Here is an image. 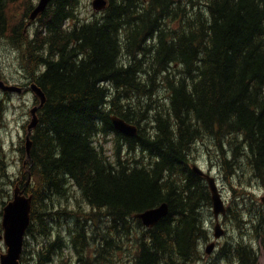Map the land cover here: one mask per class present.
Wrapping results in <instances>:
<instances>
[{"label":"trees","instance_id":"16d2710c","mask_svg":"<svg viewBox=\"0 0 264 264\" xmlns=\"http://www.w3.org/2000/svg\"><path fill=\"white\" fill-rule=\"evenodd\" d=\"M79 1L53 0L31 30L32 0H0V36L47 96L25 174L33 195L26 236L41 241L37 262L73 245L83 264H121L136 223L143 232L130 249L132 264H198L208 239L203 207L212 202L191 168L194 145L214 140L228 177L264 182V0H107L86 21ZM4 111L0 99V127ZM112 116L138 135L118 132ZM141 118H151V132ZM8 179L0 140V193L9 195ZM69 183L99 216L71 218L57 206L71 197ZM164 202L170 212L155 227L134 217ZM61 216L63 233L55 227ZM254 218L249 225L264 224V215ZM89 221L99 229L90 231ZM223 258L259 264L242 241Z\"/></svg>","mask_w":264,"mask_h":264},{"label":"rangeland","instance_id":"374dc122","mask_svg":"<svg viewBox=\"0 0 264 264\" xmlns=\"http://www.w3.org/2000/svg\"><path fill=\"white\" fill-rule=\"evenodd\" d=\"M93 1L94 0L79 1L78 14L81 20H91L97 14L92 7ZM32 2L33 5L36 6L39 0H32ZM30 29L33 30V26L30 27ZM0 73L2 79L10 85L26 87L33 83L32 76L28 74L23 66L20 53L15 49L10 39L3 36H0ZM161 95H164V93L162 92ZM0 99L3 101L5 107L0 127V140L5 153L9 178H11V181L8 179L9 182L4 186V189L9 195L0 193V213L2 214L4 206L13 196V189L17 181L23 178V183H21L22 186L28 182V178L25 174L29 172V165L27 164L25 168L23 166L25 153H23L22 150L25 149L27 127L32 118L30 111L38 104V101L30 90L22 94H6L0 91ZM141 119V126L151 132L150 130L153 129L151 127L153 123L150 122L151 118ZM105 139V149L107 154L111 156V160H113L115 135H109ZM190 158L191 168L197 165L205 173L210 174L216 179L228 212L225 217L220 219V224L225 231V235L222 239L216 241V249L213 251L212 255L207 256L206 248L214 241L217 222L214 217L213 204L203 207V223L205 229L208 231V239L200 242V251L203 258L198 264H228L229 260L223 258L224 254L230 255L232 248L241 241L247 246L254 247L256 251L259 252V264H264V224L263 222L261 223L259 219H256L254 220L255 226L249 225L252 223L250 218H254L257 214L264 215V205L261 201L264 197V182L256 179L250 181L249 176L247 178L241 177L240 175H237L235 178L228 177V174L221 166L222 159L220 149L216 146L214 140L212 141L208 138L201 139L194 145ZM132 159L138 160L137 158ZM11 182H13V184ZM69 188L72 193L71 197L68 200L65 198L62 199L61 203L59 205L57 204V206L68 208L69 214H72L71 218L78 219L79 217L80 219H89L93 218V215H100V213L92 209L87 200L83 198L80 189L72 183H69ZM244 192L251 195H243L242 193ZM57 206L55 209H57ZM64 217L65 216H61L57 225H55L56 229L61 230L62 233L65 229L61 227L63 220L66 221ZM259 218L262 219L261 217ZM104 220L103 217L101 222H98L99 227L105 226ZM1 221L2 215H0V226ZM87 225H90L89 230L92 232L99 229L95 227V223L93 222L89 221ZM133 226L135 227L132 230L133 235H128L124 238V250L123 252H119L117 256L118 260L121 258L123 262L121 264H132L133 252H131L130 249H135L136 238L143 232L142 229L138 227V224L133 223ZM56 237L57 234L55 233V236L51 237L50 242H55ZM40 242L41 241L35 239L33 236H26L23 264H38L37 251L41 248ZM70 247L71 248H67L64 252H60L58 256H54L52 261L47 264H83L79 261V255L75 251L73 245H70ZM6 251L7 247L4 243L2 229V231H0V256L6 253ZM89 254L86 251L87 257Z\"/></svg>","mask_w":264,"mask_h":264},{"label":"water","instance_id":"95a60500","mask_svg":"<svg viewBox=\"0 0 264 264\" xmlns=\"http://www.w3.org/2000/svg\"><path fill=\"white\" fill-rule=\"evenodd\" d=\"M53 0H40L38 5L30 14V24L35 21L42 13L46 11L49 4ZM92 7L96 13L104 12L108 7L107 0H94ZM0 90L6 93H18L22 94L25 90H30L34 93L40 104L31 109V121L27 127L28 135L25 142L26 160L24 164L31 160V151L33 142L31 141L32 131L37 127L39 123L38 111L44 107L47 96L45 92L40 88L37 83H32L27 87H20L17 85L7 84L0 77ZM112 122L115 129L128 136L136 137L138 134L137 126L128 123L126 120L117 116L112 117ZM193 172L198 176L203 177L210 189L214 216L217 221L215 227V239H220L224 236V230L219 222L221 216L226 215L227 209L222 199V195L219 191L217 182L214 177L206 174L198 166L193 167ZM31 177L25 184L24 188H21L19 184H16L13 191V198L3 208L2 228L3 239L7 247L6 253L1 254L0 264H21V258L24 248L25 236L32 220L33 209V195H26V187L30 184ZM264 204V198L262 200ZM170 212L169 204L167 202L162 203L158 207L148 209L144 212L135 214V218L142 221L146 228L155 227L162 219H164ZM215 249V243H211L206 248V254L211 255Z\"/></svg>","mask_w":264,"mask_h":264},{"label":"bare ground","instance_id":"6f19581e","mask_svg":"<svg viewBox=\"0 0 264 264\" xmlns=\"http://www.w3.org/2000/svg\"><path fill=\"white\" fill-rule=\"evenodd\" d=\"M32 25H33V24H32ZM41 109H42V108H41ZM41 109H40V110H41ZM39 124H40V118H39V123H38L37 127L32 131V134H31V137H30V138H31V141L33 142V146H34V140H33V137L35 136L36 129L38 128ZM138 132H139V130H138ZM27 135H28V131L26 132V137H27ZM137 135H138V134H137ZM32 149H33V147H32ZM29 162H31V163L33 162V160H32V151H31V160H29ZM29 162H27V164H28ZM194 166H197V165H194ZM194 166H193V167H194ZM193 167H192V168H193ZM198 167H199V166H198ZM199 168H200V167H199ZM30 177H31V181H32V175H30ZM28 179H29V178H28ZM31 181H30V183H31ZM26 183H27V182H26ZM26 183H25V184H26ZM25 184H24V185H25ZM24 185H23V186H24ZM21 186H22V185H21ZM23 186H22V187H23ZM28 186H29V185H28ZM28 186H27V187H28ZM27 187H26L25 192L27 191ZM263 198H264V197H263ZM263 198L261 199V201L263 200Z\"/></svg>","mask_w":264,"mask_h":264},{"label":"flooded vegetation","instance_id":"af4514ba","mask_svg":"<svg viewBox=\"0 0 264 264\" xmlns=\"http://www.w3.org/2000/svg\"><path fill=\"white\" fill-rule=\"evenodd\" d=\"M34 162H32V166H33ZM29 171H30V168H29ZM259 253V252H258Z\"/></svg>","mask_w":264,"mask_h":264}]
</instances>
